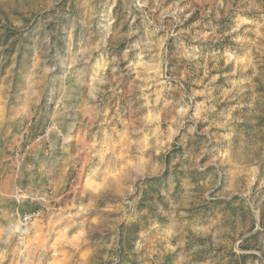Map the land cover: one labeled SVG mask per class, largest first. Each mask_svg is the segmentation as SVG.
Masks as SVG:
<instances>
[{
    "label": "rangeland",
    "instance_id": "374dc122",
    "mask_svg": "<svg viewBox=\"0 0 264 264\" xmlns=\"http://www.w3.org/2000/svg\"><path fill=\"white\" fill-rule=\"evenodd\" d=\"M0 264H264V0H0Z\"/></svg>",
    "mask_w": 264,
    "mask_h": 264
},
{
    "label": "built area",
    "instance_id": "2783aa9c",
    "mask_svg": "<svg viewBox=\"0 0 264 264\" xmlns=\"http://www.w3.org/2000/svg\"><path fill=\"white\" fill-rule=\"evenodd\" d=\"M28 218H29V217L25 216V217L23 218V223H22V224H27V222H28Z\"/></svg>",
    "mask_w": 264,
    "mask_h": 264
}]
</instances>
